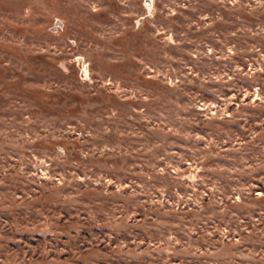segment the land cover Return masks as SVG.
<instances>
[{
	"label": "rangeland",
	"instance_id": "374dc122",
	"mask_svg": "<svg viewBox=\"0 0 264 264\" xmlns=\"http://www.w3.org/2000/svg\"><path fill=\"white\" fill-rule=\"evenodd\" d=\"M0 264H264V0H0Z\"/></svg>",
	"mask_w": 264,
	"mask_h": 264
},
{
	"label": "water",
	"instance_id": "95a60500",
	"mask_svg": "<svg viewBox=\"0 0 264 264\" xmlns=\"http://www.w3.org/2000/svg\"><path fill=\"white\" fill-rule=\"evenodd\" d=\"M147 7L148 9H151V0H147Z\"/></svg>",
	"mask_w": 264,
	"mask_h": 264
}]
</instances>
